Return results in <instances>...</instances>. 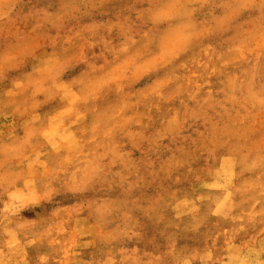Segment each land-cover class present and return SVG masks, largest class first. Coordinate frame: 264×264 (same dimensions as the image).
Wrapping results in <instances>:
<instances>
[{
	"label": "rangeland",
	"instance_id": "rangeland-1",
	"mask_svg": "<svg viewBox=\"0 0 264 264\" xmlns=\"http://www.w3.org/2000/svg\"><path fill=\"white\" fill-rule=\"evenodd\" d=\"M0 264H264V0H0Z\"/></svg>",
	"mask_w": 264,
	"mask_h": 264
}]
</instances>
